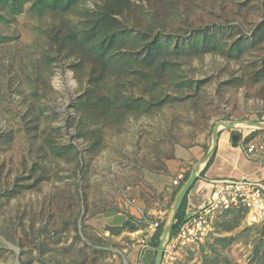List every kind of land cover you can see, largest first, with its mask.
Instances as JSON below:
<instances>
[{"label":"rangeland","instance_id":"obj_1","mask_svg":"<svg viewBox=\"0 0 264 264\" xmlns=\"http://www.w3.org/2000/svg\"><path fill=\"white\" fill-rule=\"evenodd\" d=\"M261 116L264 0H0V263L150 264L185 154ZM166 239L158 264H264L242 212Z\"/></svg>","mask_w":264,"mask_h":264},{"label":"built area","instance_id":"obj_2","mask_svg":"<svg viewBox=\"0 0 264 264\" xmlns=\"http://www.w3.org/2000/svg\"><path fill=\"white\" fill-rule=\"evenodd\" d=\"M244 151L249 158L264 160V142L249 141ZM184 171L176 174L173 185L181 184ZM206 186L187 194L184 221L170 233L172 238H196L204 233L211 215L216 211L242 212L249 223H264V181L239 178H210ZM203 191L208 193L205 195ZM197 194L202 197L197 199ZM175 218L173 221L177 223ZM159 222L153 224L154 229ZM146 243V240H141Z\"/></svg>","mask_w":264,"mask_h":264},{"label":"crops","instance_id":"obj_3","mask_svg":"<svg viewBox=\"0 0 264 264\" xmlns=\"http://www.w3.org/2000/svg\"><path fill=\"white\" fill-rule=\"evenodd\" d=\"M239 119H231L227 121H238ZM240 121H253L259 122L264 125V116L254 118L251 120H240ZM239 133V142L236 144L232 138L233 133ZM264 142V126H239L234 125L232 127L221 125L218 128L216 137H213L211 144L207 152L204 155H200L199 151L191 150L184 156L186 162L190 163L193 157H196L198 161L192 165H198V174L193 184L192 189L205 187L206 180L210 178H239L246 177L251 180H262L264 181V160L257 158H249L244 147L249 141ZM213 157L212 161L206 166L209 159ZM184 165L186 167L180 165ZM189 168L188 164L183 161L172 162L169 164V170L172 173H178L186 171ZM192 170V169H191ZM176 171V172H175ZM186 173V172H185ZM191 173V172H190ZM190 175V174H189ZM191 189V190H192ZM207 194V191H203ZM205 194V195H206ZM202 197L201 194H197V199ZM0 264H25L19 255H8L5 261ZM26 264H45L39 260H33L31 263Z\"/></svg>","mask_w":264,"mask_h":264},{"label":"water","instance_id":"obj_4","mask_svg":"<svg viewBox=\"0 0 264 264\" xmlns=\"http://www.w3.org/2000/svg\"><path fill=\"white\" fill-rule=\"evenodd\" d=\"M233 122L234 121H220L219 123H217L216 126L214 127L213 137L214 138L216 137L218 128H219V126H221V124L224 126L232 127V126H234L232 124ZM247 122L254 124V126H264L262 123H259V122H253V121H247ZM239 137H240V135L237 132L232 134V138L236 144H238V142H239ZM197 166L198 165H195L194 167H192V170H191V173H190L188 179L183 183L181 190H180V192L177 196V199L175 201V205L173 207L171 217L167 221L165 226L163 227V231H162V235L160 237V242H159L158 251H157L158 254L156 255V259L154 262L155 264L159 263L161 252L163 249V245L165 243V240H167L166 238H168V235L172 229L173 221H174L176 213H177V211H178V209H179V207L183 201V198L187 194L188 190L191 188V186L194 184V182L196 180V177L198 174V167Z\"/></svg>","mask_w":264,"mask_h":264},{"label":"trees","instance_id":"obj_5","mask_svg":"<svg viewBox=\"0 0 264 264\" xmlns=\"http://www.w3.org/2000/svg\"><path fill=\"white\" fill-rule=\"evenodd\" d=\"M109 16L110 15H108V17ZM103 26H105V25H103ZM89 34H91V33L89 32L88 35ZM81 45H82V43L79 42V46L80 47H81ZM97 47H99L98 48L99 51H101V53L105 55V53H104L105 52V48H103V45L102 46L101 45H98ZM212 159H213V157H211L209 159V161L207 162L206 166H208L210 164V162L212 161ZM187 194L184 196L183 201H182V203H181V205H180V207H179V209H178V211L176 213L175 218L177 219L178 222L177 223H174L172 225L171 232L174 231V229H176L184 221L185 209H186V204H187ZM125 223H127L132 228H135L137 226L136 223H133L131 221H128V222H125ZM162 229H163V222L159 224V226L156 228L155 233L153 235V240H154L153 244L155 245V249L158 248V245H159V242H160V237H161L162 231H163ZM154 253H155V250H154ZM154 262H155V254H154V256H153L150 264H154Z\"/></svg>","mask_w":264,"mask_h":264},{"label":"bare ground","instance_id":"obj_6","mask_svg":"<svg viewBox=\"0 0 264 264\" xmlns=\"http://www.w3.org/2000/svg\"><path fill=\"white\" fill-rule=\"evenodd\" d=\"M232 124L233 125H238V124L240 125V124H242V125H249V126L254 125V124L248 123L247 121H240V120L234 121Z\"/></svg>","mask_w":264,"mask_h":264},{"label":"clouds","instance_id":"obj_7","mask_svg":"<svg viewBox=\"0 0 264 264\" xmlns=\"http://www.w3.org/2000/svg\"><path fill=\"white\" fill-rule=\"evenodd\" d=\"M184 178H185V176H184ZM184 178H183V180H184ZM183 180H182V181H183ZM181 183H182V182H181ZM177 186H179V185H177ZM192 188H193V185H192L191 188L188 190V192H189ZM188 192H187V193H188ZM172 225H173V224H172ZM170 233H171V231H170ZM170 233H169V235H170Z\"/></svg>","mask_w":264,"mask_h":264}]
</instances>
